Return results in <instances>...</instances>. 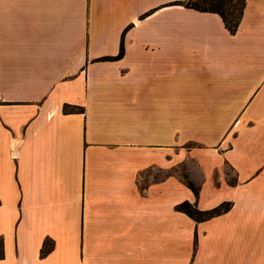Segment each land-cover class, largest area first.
Listing matches in <instances>:
<instances>
[{
  "label": "crops",
  "instance_id": "obj_1",
  "mask_svg": "<svg viewBox=\"0 0 264 264\" xmlns=\"http://www.w3.org/2000/svg\"><path fill=\"white\" fill-rule=\"evenodd\" d=\"M185 1L0 0V264H264V0Z\"/></svg>",
  "mask_w": 264,
  "mask_h": 264
},
{
  "label": "trees",
  "instance_id": "obj_2",
  "mask_svg": "<svg viewBox=\"0 0 264 264\" xmlns=\"http://www.w3.org/2000/svg\"><path fill=\"white\" fill-rule=\"evenodd\" d=\"M247 0H188L185 2H177L176 5H181L188 9H193L200 12H210L216 13L222 19L225 28L230 34H235L240 21L243 16L244 9L246 7ZM122 53V47H120L119 56ZM80 111L79 108L75 106H64L63 112L73 113ZM185 180V185L193 192L195 196H198V187H196L186 175L183 176ZM231 208V203L224 202L219 206L207 210L200 211L196 208L195 204L184 201L178 204L175 209L178 212L184 213L196 222L206 221L215 216L221 215ZM53 248V243L50 240H45L42 244L40 250V256H46Z\"/></svg>",
  "mask_w": 264,
  "mask_h": 264
},
{
  "label": "rangeland",
  "instance_id": "obj_3",
  "mask_svg": "<svg viewBox=\"0 0 264 264\" xmlns=\"http://www.w3.org/2000/svg\"><path fill=\"white\" fill-rule=\"evenodd\" d=\"M193 147H195V146H193V145H189V146H187L186 148L189 149V151H190L191 149H193ZM176 171H177V173L180 174V175H183V174L186 175L185 166H184L183 164L179 165V166L177 167ZM227 172L229 173V170H228V169H227ZM215 174H216V173H215ZM183 176H184V175H183ZM186 176H187V175H186ZM183 178H184V177H183ZM215 181H216V179H215Z\"/></svg>",
  "mask_w": 264,
  "mask_h": 264
}]
</instances>
